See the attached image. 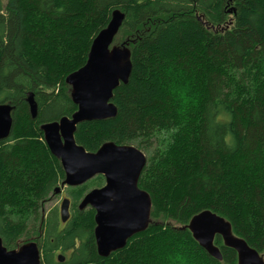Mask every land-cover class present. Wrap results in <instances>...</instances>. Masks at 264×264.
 I'll return each mask as SVG.
<instances>
[{"label":"trees","instance_id":"trees-1","mask_svg":"<svg viewBox=\"0 0 264 264\" xmlns=\"http://www.w3.org/2000/svg\"><path fill=\"white\" fill-rule=\"evenodd\" d=\"M116 9L126 17L115 44L130 43L132 75L114 92L117 117L80 124L75 140L88 152L113 142L146 154L139 188L151 197L153 222L102 258L95 211L78 205L105 180L68 188L66 223L59 208L45 213L65 173L40 127L77 111L66 78L86 64ZM177 76L189 85L187 103L170 92ZM1 104L14 108L0 141L8 249L35 240L43 264H172L177 253L187 264H238L220 236L222 262L185 228L208 210L264 256V0H0Z\"/></svg>","mask_w":264,"mask_h":264},{"label":"water","instance_id":"water-1","mask_svg":"<svg viewBox=\"0 0 264 264\" xmlns=\"http://www.w3.org/2000/svg\"><path fill=\"white\" fill-rule=\"evenodd\" d=\"M125 13L116 9L106 28L93 40L86 64L66 78L72 102L77 111L71 117L45 123L40 127L45 142L61 163L65 179L55 191L60 194L65 188L79 187L96 176H102L105 184L89 191L81 200L78 209L95 211V242L97 253L102 258L110 257L123 249L135 235L152 224V200L139 188V180L147 165L146 154L132 145L103 144L96 152H88L77 144V127L85 122L114 119L118 109L112 102L115 90L128 84L133 71L131 50L128 42L115 44L125 21ZM33 119L38 116L34 95L27 99ZM14 108L0 105V141L6 140L13 126ZM68 197L61 203L60 219H70ZM199 245L214 259L223 261V255L215 245L220 236L225 247L238 254V264H264V256L250 247L246 240L237 237L232 225L212 211H203L193 217L185 227ZM59 255V261H64ZM0 264H43L41 250L35 240L19 242L15 249H8L0 238Z\"/></svg>","mask_w":264,"mask_h":264},{"label":"clouds","instance_id":"clouds-1","mask_svg":"<svg viewBox=\"0 0 264 264\" xmlns=\"http://www.w3.org/2000/svg\"><path fill=\"white\" fill-rule=\"evenodd\" d=\"M177 84L181 86L178 88L176 87ZM189 90V85L187 82H182V77H174L173 82L170 85V92L171 94L181 103H187L189 97L187 96V92ZM172 264H187V260L184 256L177 253L172 257Z\"/></svg>","mask_w":264,"mask_h":264},{"label":"rangeland","instance_id":"rangeland-1","mask_svg":"<svg viewBox=\"0 0 264 264\" xmlns=\"http://www.w3.org/2000/svg\"><path fill=\"white\" fill-rule=\"evenodd\" d=\"M67 190H68V188H65L64 191L61 194L57 195L58 196L57 198H54L51 202H49L45 206V213H48L49 211H51L52 209H55V208H59L60 209L63 199L68 196L67 195Z\"/></svg>","mask_w":264,"mask_h":264},{"label":"flooded vegetation","instance_id":"flooded-vegetation-1","mask_svg":"<svg viewBox=\"0 0 264 264\" xmlns=\"http://www.w3.org/2000/svg\"><path fill=\"white\" fill-rule=\"evenodd\" d=\"M56 194V193H55ZM61 194V193H60ZM56 195H58V194H56ZM68 197V196H67ZM69 198V197H68ZM70 199V198H69ZM80 204V203H79ZM79 206V205H78ZM70 207H71V204H70ZM60 209H61V207H60ZM60 209H59V215H60ZM84 211V210H83Z\"/></svg>","mask_w":264,"mask_h":264},{"label":"bare ground","instance_id":"bare-ground-1","mask_svg":"<svg viewBox=\"0 0 264 264\" xmlns=\"http://www.w3.org/2000/svg\"><path fill=\"white\" fill-rule=\"evenodd\" d=\"M240 238V237H239ZM224 243V242H223ZM225 246V245H224ZM238 255V254H237ZM261 256H263V255H261Z\"/></svg>","mask_w":264,"mask_h":264}]
</instances>
